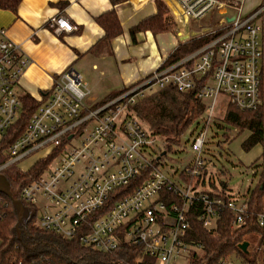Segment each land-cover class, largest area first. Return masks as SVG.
<instances>
[{
  "label": "built area",
  "instance_id": "2783aa9c",
  "mask_svg": "<svg viewBox=\"0 0 264 264\" xmlns=\"http://www.w3.org/2000/svg\"><path fill=\"white\" fill-rule=\"evenodd\" d=\"M164 1L173 11L181 37L192 22L200 24L215 12L224 17L216 28H198L186 37H212L203 47L176 63H163L146 79L97 106L88 104L89 91L75 70L60 73L50 95L38 99L41 106L9 146L0 175L12 166L27 173L59 150L49 169L22 191L23 202L38 211L39 229L67 240L79 237L84 247L100 253L138 245L142 251L137 264H195L204 254L200 245L187 240L189 211H199L201 225L214 231L222 212L228 210L233 214L231 227L240 229L249 220L250 194L240 200L227 191L226 196L232 197L225 200L219 194L211 197L208 186L196 187L179 177L172 180L157 158L163 140L131 108L167 88L196 92L206 112L188 138L191 158L184 170L200 182L205 174L209 179L213 175L209 138L216 127L219 98L242 112L257 111L264 104V2L246 16L243 2ZM48 26L57 33L77 30L62 16L52 18ZM30 64L21 46L0 28V141L20 117L22 102L16 88ZM42 151L46 153L32 167L20 165ZM166 192L180 197L182 204L168 202ZM3 203L0 197V221L5 217ZM256 223L264 229V206ZM218 264L248 263L233 254Z\"/></svg>",
  "mask_w": 264,
  "mask_h": 264
},
{
  "label": "trees",
  "instance_id": "16d2710c",
  "mask_svg": "<svg viewBox=\"0 0 264 264\" xmlns=\"http://www.w3.org/2000/svg\"><path fill=\"white\" fill-rule=\"evenodd\" d=\"M21 2L22 0H0V9L16 11ZM155 4L157 14L145 19L131 29L130 33L134 42V37L138 32L150 31L153 34L175 32L173 28H176V23L169 10L159 1H156ZM65 5L63 4V6ZM96 22L105 31L102 41L104 44L110 45L115 38L123 33L121 23L114 10L98 17ZM211 38H192L185 42H180L178 47L164 62V65H170L186 58L203 47ZM261 90L264 99V83ZM123 91L108 96L103 102L116 98ZM42 95L48 96L47 93ZM20 99L22 102L20 117L5 132L3 139L0 141V165L8 160L7 150L9 146L24 132L31 117L41 106V102L28 94L21 96ZM131 110L154 136L163 140V148L157 156L162 161L166 158L164 152L168 155L175 147L180 146L183 140L189 142V136L199 125V119L206 112V105L197 99L196 92L182 93L175 88H167L143 97ZM223 121L225 125L219 124L217 127L220 131L230 130L228 128L232 127H241L247 123L250 135L241 144L243 151L250 152L257 146L261 147L262 150L260 180L249 192V220L244 227L233 229L231 227L233 214L228 210H224L217 229L208 231L204 229L198 220L200 212L190 210L188 213L190 227L187 240L190 243L194 242L200 245L203 249L204 255L201 262H196L195 264H202L203 262L218 264L221 259L233 254L243 257L244 263L258 264V257L262 256L264 259V229L260 228L256 223V215L264 206V104L254 112H242L229 105ZM193 127L194 129L188 133ZM224 136H226V133ZM67 142L65 141V144ZM58 153L59 150L53 152L46 159L40 160L27 173L20 172L14 166L4 171L3 176L9 181L10 191L15 200L23 202L22 191L24 187L34 179L42 176L49 169ZM210 161L211 158L209 159ZM184 169H187V166ZM221 173L225 174V171L222 169ZM179 178L187 184H195L196 187L208 186L209 184L211 191L208 194L211 197L216 194H219L225 200L232 197L226 196V192L229 191L226 182L220 181L221 189L217 187L215 175L208 176L209 179H207L205 174L204 180L200 182L198 179L186 176L185 170H183ZM0 197L4 200L3 209L5 215L3 220L0 221V264L138 263V256H140L142 251L138 245L124 244L110 253H100L84 247L79 237L67 240L58 234L42 231L37 227L39 218L37 209L24 202L27 216L17 228V209L9 197L3 194H0ZM166 199L170 203L182 204L181 198L177 197L173 192H166ZM251 237L258 241L253 257H251L250 250L245 254L239 248L245 242L250 245L248 239ZM262 262L264 263V260Z\"/></svg>",
  "mask_w": 264,
  "mask_h": 264
},
{
  "label": "crops",
  "instance_id": "0c3cea01",
  "mask_svg": "<svg viewBox=\"0 0 264 264\" xmlns=\"http://www.w3.org/2000/svg\"><path fill=\"white\" fill-rule=\"evenodd\" d=\"M156 1L169 10L176 23L172 9L164 0H22L16 11L0 9V28L6 29L9 38L31 59L17 91L36 100L43 93L49 96L58 75L73 69L89 91L88 104L97 106L108 96L146 79L163 65L180 42L187 41L186 37L197 31L189 27L187 32L181 31V37L176 23L177 34L138 32L134 42L131 29L157 14ZM222 1L243 2L246 16L264 2ZM112 10L117 13L123 33L107 45L102 42L105 31L96 19ZM227 15L231 16L232 11ZM59 16L67 18L77 30L57 33L51 29L49 21ZM215 16L217 21L213 24H199L197 28H216L224 16L217 12Z\"/></svg>",
  "mask_w": 264,
  "mask_h": 264
},
{
  "label": "rangeland",
  "instance_id": "374dc122",
  "mask_svg": "<svg viewBox=\"0 0 264 264\" xmlns=\"http://www.w3.org/2000/svg\"><path fill=\"white\" fill-rule=\"evenodd\" d=\"M214 20V21H213ZM217 21L215 13H212L210 17L203 19L200 22L201 26H207L213 24ZM198 23L192 22L190 27L192 29L198 30ZM174 29V34H177L176 28ZM185 28L184 31H188ZM166 33V32H164ZM168 33V32H167ZM20 95L21 93L17 91ZM226 101L224 97H220L218 100V106L216 109V127L213 132L210 133L209 146L212 147V153L209 154L211 158V165L209 166V172L215 175L217 179V187L221 189L220 181L226 182L229 188V193L236 196L241 200L248 195L251 188H253L259 180L261 174V163H262V150L261 147L257 146L250 152L243 151L241 144L250 135V131L247 123L237 128H228L230 130L217 129L219 124H224L223 119L225 118ZM194 127L188 132L190 133ZM226 133V136L224 134ZM188 135V134H187ZM234 139V140H233ZM80 139H77L74 143H77ZM233 140V141H232ZM46 152L42 151L31 156L26 162L20 165L25 169L32 167L39 158ZM160 163L162 164L163 170L169 175V177L177 182L180 173L184 170V167L189 163L191 158V151L187 141L181 143L180 146L175 147L171 153L167 155ZM225 171V174L221 173V170ZM218 175V176H217ZM209 188V184L207 189ZM250 245L248 250H250L251 257H253V252L257 248L258 241L251 237L248 239ZM264 249V247H263ZM258 262L264 260L262 256L258 257ZM264 264V263H263Z\"/></svg>",
  "mask_w": 264,
  "mask_h": 264
},
{
  "label": "water",
  "instance_id": "95a60500",
  "mask_svg": "<svg viewBox=\"0 0 264 264\" xmlns=\"http://www.w3.org/2000/svg\"><path fill=\"white\" fill-rule=\"evenodd\" d=\"M0 194H3L5 196L9 197L11 199L13 205L17 209V213H18L17 228H18L19 224H21L27 216L26 208H25V205L23 204L22 201L15 200L13 198V194L10 191L9 181L3 175H0ZM248 247H249V243L245 242V243L241 244L239 248L243 253L247 254L248 253Z\"/></svg>",
  "mask_w": 264,
  "mask_h": 264
}]
</instances>
